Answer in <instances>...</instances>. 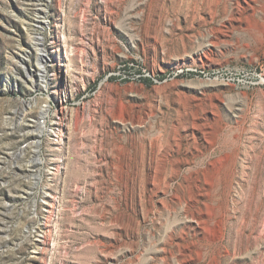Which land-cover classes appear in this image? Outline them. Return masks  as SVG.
Here are the masks:
<instances>
[{
  "label": "rangeland",
  "instance_id": "1",
  "mask_svg": "<svg viewBox=\"0 0 264 264\" xmlns=\"http://www.w3.org/2000/svg\"><path fill=\"white\" fill-rule=\"evenodd\" d=\"M0 264H264V0H0Z\"/></svg>",
  "mask_w": 264,
  "mask_h": 264
},
{
  "label": "bare ground",
  "instance_id": "2",
  "mask_svg": "<svg viewBox=\"0 0 264 264\" xmlns=\"http://www.w3.org/2000/svg\"><path fill=\"white\" fill-rule=\"evenodd\" d=\"M36 23H37V28H40V29H43V26L46 25V21H39V22H36ZM40 51L43 52L42 49ZM44 52H46V51L44 50ZM39 69L42 71V73L45 72V67L43 65H39ZM40 70H39V72L41 73ZM41 87H42V85H41ZM45 110H48V109H45ZM45 110H44V112H46ZM43 197H46V193L45 192L43 193Z\"/></svg>",
  "mask_w": 264,
  "mask_h": 264
}]
</instances>
